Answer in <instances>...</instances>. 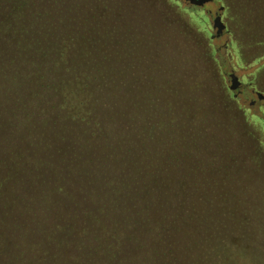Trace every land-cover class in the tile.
<instances>
[{"label": "rangeland", "instance_id": "rangeland-1", "mask_svg": "<svg viewBox=\"0 0 264 264\" xmlns=\"http://www.w3.org/2000/svg\"><path fill=\"white\" fill-rule=\"evenodd\" d=\"M9 8L20 13L0 28V175L35 180L23 197L37 208L60 186L72 219L3 210L0 264H264V0H0V18ZM75 74L93 94L72 122L57 101ZM53 113V166L34 158L33 174ZM151 172L174 200L160 189L154 202L153 184L135 197V176Z\"/></svg>", "mask_w": 264, "mask_h": 264}, {"label": "trees", "instance_id": "trees-1", "mask_svg": "<svg viewBox=\"0 0 264 264\" xmlns=\"http://www.w3.org/2000/svg\"><path fill=\"white\" fill-rule=\"evenodd\" d=\"M16 9H17V7H16ZM16 9L11 11V8H9L6 12H4L3 17L0 18V28L1 29L6 28L7 31H9V32L11 31V23L14 20L15 16L17 19V14L20 13ZM13 12H15V13H13ZM17 21H18V19H17ZM86 79H88V78L83 76L82 74L81 75L75 74L73 80L66 82L65 84H63L59 88L60 96H59V100L57 101V104L60 103V106L63 108L62 110L66 111L67 114L65 113V115H67L66 119L68 121L74 122L75 120H78V119L83 120V119H86L87 116L89 115V110L87 109V103H88L89 98H91L93 92L87 93ZM227 93H228V91H227ZM227 93L225 92L224 94H227ZM228 95L232 98L231 94H228ZM42 97H44L43 93L40 94L38 96V99H37V101H40V102H38V104H39L38 109L40 111L39 112L40 115H44L45 113H48L47 112L48 111L47 106L45 107L41 104L43 101ZM234 100L237 102L236 98ZM95 103H97V101H95ZM40 105L45 109L41 108ZM125 108H127V106ZM52 117H55L54 113L52 116H50V115L48 116L47 121L45 119H42L39 121L38 128L42 129V132H43V134H40L39 138L43 137V138H45V140L43 142H42V140L41 141L39 140V143H41V146L36 147L37 148L35 150L36 154L33 155V158L31 159V162L29 163V165H30L29 170L33 174L40 173V175H42L41 170L38 167H35L33 164V163H35L33 161L34 158H36V163H38V161L41 159V164H45V166H43L44 168L48 167L51 169L53 166V162H51L49 160V158L51 157L52 154H50L49 157H45L46 154L42 153V152H46L48 149V147H46V143L48 144L47 141L50 140L48 137L50 136V138H53V134L56 133L57 131H59L58 130L59 125L57 124V127H55L54 121H53V126H50V121H52ZM53 119H55V118H53ZM94 125L97 126L96 123H94ZM42 132L38 131L37 135H39V133H42ZM132 151L133 150H131V152ZM57 152L58 153L60 152L59 149ZM131 152L129 150H125L126 154L121 153L125 157H122L120 159V161L122 162L124 160L126 167H129V166H127V164L129 163L128 157H129V154ZM20 154L21 155H20L19 159L20 158L22 159V165H23L22 167L25 168V159H23V157L29 156L30 150L28 148L25 149V147H24V149L21 148ZM125 159L127 160V163H126ZM125 166H123V167H125ZM70 167L71 166L69 165L68 167H65V168H70ZM17 168H18L17 164H14V166L9 165V168H7V170L8 169H15L16 170ZM56 169H58V168H56ZM71 169L72 168H70V170ZM103 169H105V170H103V172L106 174V171H108L107 167H105ZM11 171L13 172V170H11ZM12 172L11 173L8 172L7 177L5 176L4 173L2 176L0 175V215H3L2 212L4 210V214H5L4 218H6L8 216H17L15 218H12L11 220H19L20 217L23 218V220L29 219L28 215L49 216V217L57 215V216H59V219L62 222L65 221V223L72 219V218L70 219L71 215L66 210V207H68V208L71 207V203L66 204V202H68V194L66 195L65 191L62 192V189L60 186H57L58 193L60 194L59 196H57V199L54 196L49 197L48 195H45L46 197L44 199H42L41 201H39V205H35V206H38V208H37V207H34V205H33V202H32L33 198L32 197H28V198L23 197L24 195L26 196L29 192L31 193L32 191H34V192L31 194H33V196H34L35 191L39 190L38 187L35 185V180H34L33 184L31 183V180H32L31 178L28 179L24 176L18 180H17V178H15L13 180L14 176L17 177V172H14V174ZM110 173L112 174L113 172L110 170ZM110 173H109V175H110ZM116 175H117V178L115 177V180H119L118 183H121L120 184L121 187H123V186L125 187L124 183L127 184V180H126V178H124L123 172L121 170H120V172L118 170H116ZM135 178H136V181L138 180L137 185H136V187L138 189L137 190L138 194L135 195L136 198L141 197V194H139V192H141L140 190H147L148 188H150L149 185H151V184L156 185V188H157L156 191H158V197L153 198L154 202H157L160 198L159 197L160 189L162 190L161 192L166 195L165 199H164L165 202H168V203L171 202L172 200H174L175 196L177 195V193H176V191H178L177 189L175 192H173L171 194V193H169L170 191H169L167 186H165V188H167V189H165V192H163V189L161 187L163 180H160L161 178H160L158 172L157 173L151 172L149 174H143V175H141V173H140V176H138L139 179L136 176H135ZM27 180H29V181L27 183H24ZM122 180L124 183L122 182ZM15 183L19 184L17 186H19V187H21V189H23L22 192L12 190V189H14L13 185ZM139 184H140V189H139ZM165 185H168V184H165ZM7 186L8 187L10 186V188H12V189L8 188ZM119 191H120V188L115 187L113 190V193H116ZM22 193H23V195H20ZM114 196H117V195H114ZM133 200H135V199H133ZM116 201L119 202L118 199ZM175 202L176 203L174 204V206L176 209L178 206V202H179L177 197L175 199ZM138 205H139V203L136 200L133 201V205H132L133 208H135V207L138 208ZM140 207L143 209L142 205ZM110 208H111L110 200L106 201L105 204L102 206V209L104 212H107V210H109ZM167 209L169 211V208H167ZM80 213L84 214V216H91V215L96 214V212L94 210H83V209L80 210ZM137 214H136L135 218H137ZM62 216H64V217H62ZM28 221H33V219L28 220ZM28 221L26 220V222H28ZM52 234H53V232H52ZM54 241L57 242L58 244H61L64 240L55 239ZM106 247H109V246H106ZM107 250H109V248H107ZM50 256L51 255L48 256L47 261H51ZM80 258L83 259L82 256H80ZM90 258H88V260ZM47 263L48 262L42 261L39 264H47Z\"/></svg>", "mask_w": 264, "mask_h": 264}]
</instances>
